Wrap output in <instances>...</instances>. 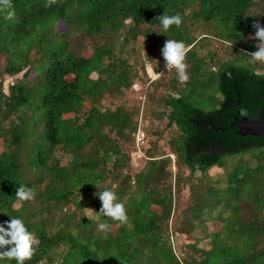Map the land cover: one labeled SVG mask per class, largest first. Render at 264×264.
I'll return each mask as SVG.
<instances>
[{
    "label": "trees",
    "instance_id": "trees-1",
    "mask_svg": "<svg viewBox=\"0 0 264 264\" xmlns=\"http://www.w3.org/2000/svg\"><path fill=\"white\" fill-rule=\"evenodd\" d=\"M259 1L264 5V0ZM11 2L14 19H5L6 12H0V56H4L0 66V225L7 227L6 221L20 218L36 238L34 254L24 264H264V154L249 152L248 160L240 158L246 167L231 170L233 187L241 190V184H255L257 198L252 202L241 190L233 204L228 199L221 204L218 190L202 180V191L192 189L194 195L181 219L185 225L202 230L210 219L220 222L208 247H198L197 238L185 244L196 255L179 257L172 248L166 224L171 186L162 183L160 191L153 186L162 179L161 165L171 160L160 154L155 144L158 130L152 132L155 137L150 138L153 143L147 148V167L137 172L132 181L135 190L122 202L131 228L99 213L101 201L96 193L103 187L92 192L107 172V160L119 153V146L109 142L103 125L122 133L123 127L131 124L124 105L111 109L99 103L106 93L113 98L120 96L138 78L129 61L134 48L128 46L138 36L155 35L160 56L167 39L185 42L194 53L198 44L208 43L205 37L210 38L207 33L194 34L201 24L221 22V32L210 30L212 36L217 45L225 44L234 52L233 57L219 61L215 53L206 54L208 65L218 66L214 72L220 94L213 109L188 102L182 88L167 96L166 125L174 124L177 136L161 146L163 151L176 154L192 174L212 165L223 166L225 156L251 148L264 150V136L241 135L230 125L235 115L243 116L242 111L254 117L264 107V70H258L259 64L252 63L249 54L257 50V43L245 40L256 31L253 24L258 22L257 15L248 11L255 1L57 0L50 7L45 6L47 0ZM163 13H179L181 25H172L164 33L158 18ZM58 22L67 28L60 31ZM76 34L99 42L87 55L79 54L71 45ZM200 58L205 60V55ZM160 62L164 66L163 57ZM197 64L194 60L193 70ZM144 65L141 60L145 72ZM152 66L155 72L161 69V65ZM175 79L178 81L177 76ZM88 101L89 108L83 109ZM86 144H91L90 148L80 151ZM57 147L71 153V159L65 162L55 157ZM119 157L114 158L115 163ZM124 178L130 183L129 174ZM20 185L32 188L35 198L20 201L21 206L15 208ZM114 193L121 202L122 187ZM86 200L94 207V219L83 212ZM151 205L161 207V212ZM219 205L222 208L218 209ZM214 207L217 212L212 217ZM113 222L117 223L113 233L98 228L100 223L109 227ZM0 264L17 261L3 259Z\"/></svg>",
    "mask_w": 264,
    "mask_h": 264
},
{
    "label": "rangeland",
    "instance_id": "rangeland-1",
    "mask_svg": "<svg viewBox=\"0 0 264 264\" xmlns=\"http://www.w3.org/2000/svg\"><path fill=\"white\" fill-rule=\"evenodd\" d=\"M254 1L255 4L250 7L248 11L255 13L257 15L256 20L262 26H264V5L259 0ZM126 23L129 25V20H126ZM206 24H201V26L198 28V31H195L194 34L198 33L199 35L200 33H205V36H207L206 33L210 34V38L205 37L208 38V41L210 43L204 42L201 46H199L200 44H198L196 49L194 50V53H187L184 61L188 65L186 71L189 75V79L187 82L180 83L175 79V76H177V72L174 68L170 72H167V70L164 68V66L160 62V59L163 56H160L158 54V42L156 41L155 35H150V37L147 38L138 36L136 39H131L128 46L134 48L133 51L130 52L129 61L132 63L133 67H135L134 70L140 77L135 78V80H133L134 84L131 87L126 88L120 96H115L116 98H113V95H109L106 93L99 103L103 108L107 107L111 109H114L116 105H124V111L128 112L129 116H132L130 117L131 124L123 127L122 133L116 132L113 128H110L109 125H103V132L110 137L109 142L115 143L119 146V153L117 155H113L107 160V172L105 173L103 179L100 180V182L95 186L92 192L95 193L102 187L103 190H111L114 192L117 187L121 186L125 193L121 202H116L122 203L126 201L127 193L135 190V184H133L132 181H134V177L136 176L137 172H141L147 167V148H149L150 144L153 143L150 138L155 137V135L153 136L152 132L158 130L159 135L155 144L158 148H160V154L163 153L165 154L164 156H169L171 160L164 162L161 165L162 179L159 182L157 181L153 183V186L160 191V189L162 188V183L164 185L170 183L171 211L166 224L169 230L168 233L172 248L175 250L176 254L179 257L196 255L191 249L185 246L186 243L192 242L195 238L198 239V247H208L210 245V235L220 228V222L218 218L208 220L202 230H198L197 227L194 228L191 224L188 223L185 225V222L181 220L184 215L183 210H186V207L188 206L192 198V189H199L202 191V180L203 183L208 182L210 184L209 186H211V189L218 190V197L222 198L220 201L221 204L224 203L223 200L225 199L232 200L233 198H235V194L241 190L242 193L245 194V198L252 202L257 198V188L255 187V184L249 182L241 184V190L233 187L235 185V178L231 174V170L234 168L235 170L244 169L246 167V164H244V161H241L240 158L244 157L245 160H248L251 157L248 154L249 152L250 154L254 153L256 156H261L262 154H264L263 148H251L249 149L250 151L247 150V152L245 153L242 152L225 156L221 160V162H224L223 166L219 167V165H212V167L210 166L204 172L200 173V171L196 170L192 174H190L189 169L182 163L181 159L176 154L169 153L170 150L165 152L161 147L169 140H175L177 136V128L174 126V124L171 127H168L166 125L167 119L164 115V112L166 111L165 109L168 110V107L166 108L165 106V99L167 98V96H169L170 94H176V92L180 90V88H182L181 92L183 96L193 105L198 106L204 110H211L217 106V97L220 93L216 91L217 84L215 81V77L217 76V73L214 71L218 66L212 63H209L208 65L209 61L206 54H209V51H212L216 55V61H219L227 59L230 56L233 57L234 52L227 49L225 47V44L217 45L215 42L216 38L211 35L212 32L210 30L216 32L219 31L220 24L222 23L217 22L215 24L207 22ZM57 28L60 31H63L67 27L66 24L58 22ZM213 35L215 34L213 33ZM253 36L254 34L249 33L246 35L245 40H253ZM105 40H108V38L106 37ZM98 42V39H91L86 36L76 35L72 37L71 45L79 54L81 53L87 55L89 53V51L87 50ZM256 43H258L257 40ZM194 54L197 56H193ZM201 55H205V60L204 58H200ZM141 60L145 62V72H143L144 69L141 68ZM194 60L195 62L198 61L196 70H193ZM250 61L252 63L259 64L258 67H260V69L258 70H264V65L260 64V62H253L251 59ZM3 63L4 56L1 55L0 66H2ZM153 64L161 65V69L158 72H155L152 66ZM4 76L5 74L2 75V78ZM91 76L95 77L96 73L93 72ZM209 81H212L210 82L211 84L209 83ZM204 83L207 85H205ZM204 94H206V96ZM89 106V101L85 102L83 105V109L87 110ZM86 110L81 111V115L85 113ZM131 112L132 114H130ZM65 116H70V114ZM139 136L140 138L138 139ZM90 146L91 144H86L82 147V149H80V151H86L90 148ZM2 147L3 140L2 138H0V150L2 149ZM54 156L66 162L71 159L72 154L67 152L63 153L61 149L57 147L54 152ZM117 157L119 158L115 163L114 158ZM262 161V163H264V159ZM126 174L130 175V183H128V180L124 178V175ZM19 202L20 201L16 200L13 204L15 205ZM86 202L88 204L84 206L83 212L93 215V205L89 204L88 200H86ZM230 204H233V200ZM222 206L219 205L217 208H222ZM244 207L246 208L248 207V205L244 204ZM151 208L158 213H160L162 210L161 207L156 205H151ZM217 208L214 207L212 209V217L216 216ZM116 228L117 223L113 222V224L108 227L107 231L113 233ZM174 228H176V231L174 230Z\"/></svg>",
    "mask_w": 264,
    "mask_h": 264
},
{
    "label": "clouds",
    "instance_id": "clouds-1",
    "mask_svg": "<svg viewBox=\"0 0 264 264\" xmlns=\"http://www.w3.org/2000/svg\"><path fill=\"white\" fill-rule=\"evenodd\" d=\"M56 2L57 0H47L45 6L50 7ZM0 12H6L5 19H14L15 11L11 0H0ZM158 18L164 33H166L172 25L179 27L182 23V17L179 13L172 16L163 13V15ZM253 28L256 29L253 38L258 41L255 45L257 50L249 54L253 62H264V26L259 22H255ZM190 50V47L186 46L183 41L172 39L165 40L161 49L164 58V68L167 72L172 71L174 68L180 83H185L189 79V75L186 71L188 65L184 61ZM259 74L260 73H257V75ZM245 114V112H241V115ZM96 195H98L101 201L99 213H102L104 216L114 221H118L122 225H127L129 228L132 227L129 223L124 204L116 202L117 197L113 191L103 190L96 193ZM16 197L18 201H31L35 198V192L32 188L20 185L16 191ZM20 206L19 203L14 205L15 208H19ZM87 217L90 220L94 219L92 215H88ZM5 223L7 227L0 225V249H5L0 251V260L15 259L17 264H24L25 260L32 258L35 251L34 245L37 243V240L33 234L28 231L22 219L12 217L10 221H6ZM98 228L101 231H106L108 225L100 223Z\"/></svg>",
    "mask_w": 264,
    "mask_h": 264
},
{
    "label": "water",
    "instance_id": "water-1",
    "mask_svg": "<svg viewBox=\"0 0 264 264\" xmlns=\"http://www.w3.org/2000/svg\"><path fill=\"white\" fill-rule=\"evenodd\" d=\"M230 125L237 128L241 135H262L264 136V107L259 109L254 117L235 115Z\"/></svg>",
    "mask_w": 264,
    "mask_h": 264
},
{
    "label": "bare ground",
    "instance_id": "bare-ground-1",
    "mask_svg": "<svg viewBox=\"0 0 264 264\" xmlns=\"http://www.w3.org/2000/svg\"><path fill=\"white\" fill-rule=\"evenodd\" d=\"M209 4V3H208ZM237 5H238V3H236ZM200 5V4H199ZM202 5V4H201ZM200 5V6H201ZM236 5V6H237ZM202 7V6H201ZM211 7V6H210ZM262 7V6H261ZM227 8V7H226ZM220 9V8H219ZM232 9V8H231ZM195 10V9H194ZM198 13V12H197ZM232 13H233V11H232ZM203 14V13H202ZM211 14V13H210ZM234 14H236V13H234ZM233 14V15H234ZM237 15V14H236ZM207 16H208V14H207ZM239 16V15H238ZM202 17V16H201ZM97 18V17H96ZM231 18V17H230ZM232 19V18H231ZM207 20V19H206ZM233 21V20H232ZM251 21V20H250ZM254 21H255V19H254ZM231 22V21H230ZM253 23V22H252ZM263 24V23H262ZM230 25V24H229ZM235 25V24H234ZM232 26H233V24H232ZM243 26V25H242ZM236 27V26H235ZM253 29V28H252ZM74 30V29H73ZM78 30V29H77ZM82 30V29H81ZM219 30V29H218ZM75 31V30H74ZM240 31V30H239ZM77 32V31H76ZM220 32H221V30H220ZM78 33V32H77ZM197 34V33H196ZM208 34V33H207ZM72 35V34H71ZM76 35H78V34H76ZM187 35V34H186ZM210 35V34H209ZM212 35V34H211ZM80 36V35H79ZM69 37V36H68ZM80 38V37H79ZM59 39V38H58ZM205 40V39H204ZM206 41V40H205ZM208 41V40H207ZM209 42V41H208ZM185 43V42H184ZM210 43V42H209ZM54 45V44H53ZM188 45V44H187ZM208 45V44H207ZM213 46V45H212ZM23 47V46H22ZM22 47H21V49H22ZM210 47V46H209ZM28 48V47H27ZM212 52V51H211ZM147 58V57H146ZM264 65V64H263ZM149 66V65H148ZM151 66V65H150ZM158 66V65H157ZM160 67V66H159ZM38 68V67H37ZM133 68H135V67H133ZM148 68H150V67H148ZM36 70V69H35ZM148 70V69H147ZM159 70V69H158ZM35 72H37V70L35 71ZM134 72V71H133ZM144 72V71H143ZM134 77V76H133ZM138 77H140V76H138ZM135 78V77H134ZM142 78V77H141ZM163 78V77H162ZM208 78V77H207ZM8 79V78H7ZM158 79V78H157ZM130 80V79H129ZM135 80V79H134ZM207 80V79H206ZM58 82V81H57ZM205 82V81H204ZM210 82H212V81H209V83ZM195 83H197V82H195ZM199 84V83H198ZM205 84V83H204ZM211 84V83H210ZM202 85V84H201ZM205 85H207V84H205ZM188 86V85H187ZM194 87V86H193ZM196 87V86H195ZM185 88H187V87H185ZM198 88V87H197ZM211 88V87H210ZM209 88V89H210ZM218 89V88H217ZM195 91V90H194ZM207 91V90H206ZM217 91V90H216ZM175 92H176V90H175ZM191 93V92H190ZM205 93V92H204ZM209 93V92H208ZM196 94V93H195ZM207 94V93H206ZM206 94H204L205 96H206ZM172 98V97H171ZM166 100V99H165ZM137 101H139V100H137ZM193 101V100H192ZM208 101V100H207ZM169 102V101H168ZM189 102V101H188ZM144 105V104H143ZM130 114H132V112L130 113ZM142 115V114H141ZM132 116V115H131ZM130 116V117H131ZM129 118V117H128ZM161 118V117H160ZM131 122V121H130ZM245 151V150H244ZM243 151V152H244ZM250 151V150H249ZM253 151V150H252ZM241 152V151H240ZM242 153V152H241ZM241 156V155H240ZM165 158H167V157H165ZM261 158V157H260ZM166 160V159H165ZM259 160V159H258ZM263 160V159H262ZM261 160V161H262ZM152 163V162H151ZM153 164V163H152ZM187 164V163H186ZM184 167V166H183ZM190 167H192V166H190ZM212 167V166H211ZM191 170V169H190ZM205 170V169H204ZM203 170V171H204ZM192 172V171H191ZM165 174V173H164ZM190 175V174H189ZM188 175V176H189ZM172 176V175H171ZM217 177V176H216ZM164 178V177H163ZM148 181V180H147ZM185 182V181H184ZM216 182V181H215ZM189 183V182H188ZM208 183V182H207ZM206 184V183H205ZM188 186H190V185H188ZM191 188H192V186H191ZM190 191V190H189ZM191 194V193H190ZM194 194H192V196H193ZM199 195V194H198ZM196 196V195H195ZM189 197V196H188ZM201 197V196H200ZM195 198V197H194ZM191 200H192V198H191ZM200 200V199H199ZM195 201V200H194ZM177 202V201H176ZM191 202V201H190ZM193 202V201H192ZM195 203V202H194ZM188 204V203H187ZM196 205V204H195ZM197 206H198V204H197ZM196 207V206H195ZM194 208V207H193ZM169 211V210H168ZM174 211V210H173ZM192 211V210H191ZM183 212H184V210H183ZM165 214V213H164ZM184 214H186V213H184ZM168 216V215H167ZM167 220V219H166ZM257 246V245H256ZM237 247V246H236ZM146 248V247H145ZM260 254V253H259ZM155 258V257H154ZM157 260H158V258H157ZM161 263V262H160ZM159 264V263H158Z\"/></svg>",
    "mask_w": 264,
    "mask_h": 264
},
{
    "label": "built area",
    "instance_id": "built-area-1",
    "mask_svg": "<svg viewBox=\"0 0 264 264\" xmlns=\"http://www.w3.org/2000/svg\"><path fill=\"white\" fill-rule=\"evenodd\" d=\"M140 138V136L138 137V139ZM142 138V137H141Z\"/></svg>",
    "mask_w": 264,
    "mask_h": 264
}]
</instances>
